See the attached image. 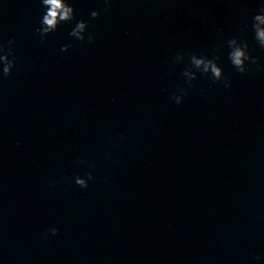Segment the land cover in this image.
Wrapping results in <instances>:
<instances>
[{
    "label": "clouds",
    "instance_id": "1",
    "mask_svg": "<svg viewBox=\"0 0 264 264\" xmlns=\"http://www.w3.org/2000/svg\"><path fill=\"white\" fill-rule=\"evenodd\" d=\"M112 0H104L106 7L104 12H108L111 7ZM42 7L45 9L44 14L40 20V26L35 29V32L40 36L41 42H44L50 33L57 30L61 23H68L75 20V9L69 0H40ZM252 18V30L254 39L260 48L264 49V4H261ZM101 15L100 11L93 10L90 13L92 19H97ZM89 22L85 20L76 21L75 26L68 33L70 37L75 38L77 41H86L88 44L94 42V35L88 32ZM15 43V38L8 41V47L5 49L4 45L0 44V79L11 75L13 68L16 65V57L13 53L12 45ZM226 46L229 49L228 59L240 74L247 73L250 69L248 65H256L259 68L258 57L252 56L249 51V44L246 39L242 37L233 36L228 39ZM71 45H63L62 52H67ZM217 49H213V56L209 58L206 55L181 54L177 53L174 57L173 63H182L187 55L189 66L185 67L182 75L186 78L188 88L194 87L193 81L197 79V72L201 75H208L213 84L223 81L225 88L231 87V81L225 77L222 68L218 65L217 61L220 59L216 55ZM11 57V58H10ZM247 62V64H246ZM178 94H173L171 97L176 104H181L184 97L187 96V90L184 87L177 89ZM84 163V161H80ZM95 177L91 172L87 173L86 178L80 176L75 177V183L81 188L88 187V181L94 180ZM59 232L58 228L52 227L44 233V237L50 233L55 236ZM255 259H259L258 256Z\"/></svg>",
    "mask_w": 264,
    "mask_h": 264
}]
</instances>
